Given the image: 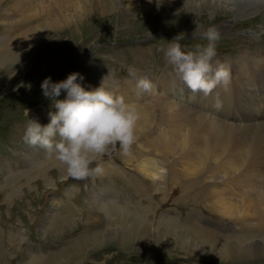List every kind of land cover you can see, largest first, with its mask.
<instances>
[{
	"label": "rangeland",
	"instance_id": "rangeland-1",
	"mask_svg": "<svg viewBox=\"0 0 264 264\" xmlns=\"http://www.w3.org/2000/svg\"><path fill=\"white\" fill-rule=\"evenodd\" d=\"M239 1L255 9L238 15L245 5ZM19 2L24 3L22 7ZM46 3L47 0H0V56L2 51L12 53L11 40L20 33L46 24L47 20L48 25L56 22L57 14L45 13ZM259 3L264 4V0H186L180 7L164 0H116L109 13L101 9L102 14L83 19L75 17L73 9V22L65 21L69 18L62 14L63 20L58 18L56 27L25 43L29 49L12 53L11 60L0 62V264H264V252L258 250L259 244H264V216H248L243 222L237 219L247 196L255 202L256 176L260 185L264 184V155L246 158L242 141L233 139L224 152L218 151L217 159L202 155L194 141L185 150L178 149L172 136L191 133L187 129L169 133L158 109L156 114L160 116L153 129L138 138L126 142L111 135L104 146L101 144L99 154L76 153L75 162L70 160L66 171L57 169L50 159L83 134L78 130L81 124L73 126L69 119L74 100H86V95L92 97L102 87L109 98H116L109 102L113 106L123 102L116 101L129 90L127 86L136 92L142 78L158 88L155 98L160 99L163 92L171 97L162 85L164 80L171 83L184 75L194 79V74L211 75L220 68L216 74L224 75V79L216 77V85L222 82L238 88L239 77L246 79L248 74L261 73L264 6L259 8ZM26 4L28 10L24 8ZM16 7L23 11L18 12ZM47 8L48 12L53 10ZM246 81L249 85L242 92L246 96L242 103L248 101L247 88L257 96L264 92L258 80ZM201 83V99L215 100L217 89ZM235 94L239 103L242 94ZM223 101L228 111L229 95ZM216 102L221 105L220 100ZM188 112L191 119L186 125L191 130L190 122L198 111ZM200 113L206 116L202 115L205 111ZM238 121L233 123L253 125L252 121ZM112 129L122 134L121 129ZM161 129L167 141L163 137V143L153 146L149 140L161 137ZM205 129L211 128L206 124ZM208 140L203 137V144H210ZM193 145L198 151H192ZM235 157L243 161L232 165ZM148 159L160 166L161 179H146L134 171L137 164ZM110 162L121 169L119 173L125 171V178L112 171L109 181L101 180L100 167ZM41 164H45L44 177L27 179ZM135 174L145 191L155 196L153 202L140 204L134 196L136 187L128 178H135ZM15 184L19 190L7 192ZM107 189L117 194L116 200L127 210L136 207L142 212L149 222L146 230L135 233V228H127L118 232V218L107 219L93 207L92 197L102 199ZM221 194L232 197L237 216L223 215L227 209L216 203ZM62 219L70 221L60 222ZM250 223L253 227L245 229L244 225ZM192 227L203 229L202 240L208 241L207 233L212 236L211 243L218 245L243 239L252 246V254L237 258L223 255V259L204 254L200 248L205 242ZM175 234H182V239ZM32 258L36 263L31 262Z\"/></svg>",
	"mask_w": 264,
	"mask_h": 264
},
{
	"label": "bare ground",
	"instance_id": "bare-ground-1",
	"mask_svg": "<svg viewBox=\"0 0 264 264\" xmlns=\"http://www.w3.org/2000/svg\"><path fill=\"white\" fill-rule=\"evenodd\" d=\"M115 1L114 0H47L48 3H46L47 6L45 9V13H50L51 15L57 14L55 15L56 17L54 20L56 22L48 25L50 23V20H47L46 24L43 23L41 26L37 28L30 29V30L20 33L15 39L11 40V45L9 49H13L12 53H17V54L18 53L20 54L19 50L23 51L24 49H29L30 46H28V44L25 45V43L33 42L35 36L41 35V32L44 33V31H47L48 29L50 30V28L56 27L59 24L57 20L58 18L60 19L62 14L63 15L65 14V16H67L65 17V19L69 18L68 20H65V21L73 22L72 20L73 16H71L72 15L71 13H73V9H74L75 14H77V16L75 17H78L79 15L83 19L84 17H89L94 14L96 15L98 13L102 14L103 11H105L106 13H109L110 11L113 10ZM164 1L168 2L172 6L180 7L184 5V2L186 0H164ZM23 4L24 3H21V2L18 3V5H21V7L23 6ZM238 4H245L244 7L243 5L241 6V10L238 15H246L245 13L249 11L251 12L255 9V8H251L253 6L246 7V3L243 1H239ZM258 6L259 8L262 9V6H264V4L259 3ZM21 7L20 9H17V7L15 9H17L18 12H21L23 11V8ZM36 7L40 9L38 5H36ZM47 7H53V10L48 12L47 9L49 8ZM24 8H27L28 10V5L26 4ZM101 9H103V11ZM60 20H63V19H60ZM53 31L55 30H52V32ZM36 39L38 40L39 38L37 37ZM9 44L6 46H9ZM19 45L21 46L19 47ZM12 53L8 54L2 51L1 56H0V62H2L3 59L7 61L11 60V56L13 55ZM220 71H221L220 68L215 69L214 73L211 75H209L208 73H205L206 75L197 73L193 75V77L195 76L194 79H190L188 75H184V76L178 77L175 80H170L171 83L167 80H164L162 82V85L165 88V91L171 92V97L168 95L170 98H168L166 96L167 94L165 95V92H163V94H161L162 95L161 98L156 99L155 94L159 92L158 88L154 86H149L148 82L142 78L141 80H138L137 82L139 83V85L140 84L141 85L139 89L136 90V92L132 89L131 85L127 86L129 90L126 91V93L122 96V99L117 98V101H116L117 103L123 100V102H121L120 104H114L113 106L109 105V102L111 100H115L116 98H114L113 96L109 98V95L107 94V91L105 90L104 87H102L99 90L97 89L98 91H96L92 97L89 95H86L88 97V99L86 100H76V101L74 100V102L72 101L73 103L71 105V108H73V111L70 114L69 119L73 126L75 125L77 127L81 124L78 130H81V132L83 131V134L81 135L79 140H76V142L71 144L63 152L51 157L50 158L52 160L51 162L53 164L58 165L57 169L59 167L61 170L66 171L68 169L67 163L70 160H72V162L74 161L73 156H75L76 153H79L80 151L81 152L86 151L89 153L90 156L97 155V153L99 154L100 149H101V144H103L104 146L105 143H107V141L111 138V135H114V136L116 135L117 140H121V141H122V138L125 139L124 141L132 140V138H138L140 135L146 134V131H151L153 129L154 125L156 124V121L158 120L157 117L160 116L156 114V110L158 109H160V111L162 112V117H163L162 122L163 123L166 122V124H168L169 126V131H168L169 133L171 134L175 133L176 129H183V130L187 129V132L191 133L190 134L191 136L189 135L187 136V135H183L182 132L181 133L178 132V134L176 133L172 136V138L175 141L174 144L178 149L185 150L189 146V144L194 141L196 148L202 151L203 153L202 155H204L207 158L217 159L216 157H218V151L224 152L226 147L228 148L227 145L230 144V142H233L235 139H237L238 141H242L245 144V146H243L242 149L244 152L243 154H246V158H253V156L257 157V155L260 153L264 155V92L262 93V95L257 96L256 92L253 89L247 88L248 101L243 102V103L241 102L242 97L244 98V101L246 99L245 94H242L244 88H246V86L249 85L246 79H248V81L251 83H253L254 80L255 81L258 80L257 84L259 85V88L261 87L264 88V66H262V72L259 73L258 75L252 76L251 74H248L246 79L245 78L242 79L239 77L237 80L238 85H239L238 88L235 86H233V88L229 86H225L226 84H223L222 82L221 84L216 85V82H215V80H217L216 77H221L222 79H224V75H221L219 73L216 74V72H220ZM226 78L227 76H225V79ZM251 78H252V81H250ZM200 83L208 84L210 88H213V87L216 88L217 93H215L216 95L215 97L217 98L215 100L213 99L207 100L205 98L201 99L202 90L198 88V85ZM224 86H225V89H224ZM236 92L238 93L237 95L242 94L239 98V103L238 101H236V94H235ZM225 95H229V98L231 101V106L228 109V111L225 109L226 104L223 101V98ZM148 99L149 101H147L144 104L143 102ZM217 100L221 101V105L217 106V102H216ZM187 104H190V105L188 106ZM183 105H185L184 110L181 111V107ZM152 110H155V111H152ZM188 111H190L193 114H195L194 111H198L196 113V119L190 122L191 130L188 129L186 125V122L191 119L190 113ZM202 111H205V113L202 115H206V116L200 115L201 114L200 112ZM207 113L208 114L210 113L209 117H207L208 116ZM237 114H240V115H237ZM165 116L167 117L166 119H165ZM240 119L243 122L252 121L253 125L248 124L245 126H241V125H235L233 123V122H239L238 120ZM208 120H211L214 123L211 124L207 122ZM83 122H86V123H83ZM206 124L211 129H205ZM112 128H116L117 130L121 129L120 130L121 132L120 131L119 132L122 134L119 135L116 132H113ZM160 131L162 132L163 130L161 129ZM187 132H185L184 134H186ZM49 135L53 136V131L51 129H49ZM163 137H165V140L167 139V136H165V133H163L161 137L160 136L159 138L156 137L154 142H153V139H150L149 142L152 143L153 146H155L158 143L164 142ZM203 137L208 138L210 140V144H205V143L203 144ZM239 146L241 147V145ZM202 147L204 148V152L201 149ZM192 148H194V145ZM196 148H194L192 151H194ZM64 154L65 156H63ZM85 156L87 157V154ZM130 159L131 158H129L128 161L131 162L132 160ZM233 159H235V161L234 160L231 161L232 165L233 163L237 164L243 161L240 157H235ZM148 160H143L141 163L137 164L136 170L134 171L140 173L141 175L143 174V176H145L146 179L148 178L153 181L156 179H161L163 177L161 172L163 171H161L160 166L156 164L153 159H148ZM204 160L205 159L202 158V161ZM45 164H41L37 166L35 170H33V172L31 173V175L27 176V179H35L37 177L43 176V174L45 173V167H44ZM114 164L115 163L110 162V163L105 164L106 168H104L105 166L103 167V165L101 166L102 168L100 167L98 174L101 175V180L103 181L108 180V178L110 177L109 173H112V171H115L117 174L124 177L125 171L124 172L122 171L119 173V170L121 171V169L117 166L115 167ZM261 165H264V163H261ZM234 167H237V166H234ZM258 178L259 177L256 176V182L254 181L255 182L254 184L256 185L255 189L257 188L255 191L256 194H254V196L256 195L255 202L253 204L254 200L252 199L253 201H251V199L248 198V196H247L246 201L242 202V204L240 205L241 206L240 210L243 209V213L240 214L242 217H240L239 215V217L237 218L239 222L240 221L243 222V220L245 221V219L248 218V216H252L253 218H255L256 216L257 217L259 216L261 217L262 215L264 216V187H262L264 184L261 186L259 181H257ZM128 180L131 182L133 186L136 187L134 191L132 192L136 194L134 196H136L140 204H143L144 203L143 201H148V202L154 201L155 196L151 195L150 192L145 191L146 187L145 185L143 186L142 184L139 183L140 180L137 175L135 176V178H128ZM117 182L116 180H114V184H117ZM19 188L20 187H18L15 184L11 188H9L7 192L15 193L19 190ZM108 191H109L108 189L107 191L106 190L103 191V194H101L102 197L103 195L105 194L106 195L102 199L99 197H92L90 201H92L93 207H97L98 210H100V212H103L104 217L107 219H109V217H112V216L117 217L118 222H119L118 224L120 226V229H118V232H120V230H124L127 228H135V233L137 232V230H140V229L146 230V226L149 225V222L141 214L142 212L140 213V210H138V208H136L135 206H134L135 209L131 208L127 210V206H122V204H119V202L116 200L115 196L117 194L114 192L110 193ZM166 194H167V191H166ZM218 196L219 197H217L216 203L221 205L219 207H221L222 209H227L223 213V215L237 216L238 212H237V209L235 208L237 205L234 207L232 197L227 198L223 194L218 195ZM214 199H216V197ZM166 203L168 204V202ZM148 208L147 210H150ZM63 219L60 222L70 221L71 218L69 220L67 219L63 220ZM250 224L244 225L245 229L252 228L254 224L253 223H252L253 225L252 224L250 225ZM259 228H261V225L257 227L256 229H259ZM166 229L168 231H172L170 227H167ZM192 230L194 231V233H197L199 238L202 240V234L204 232V231L202 232L203 229L200 230L198 227L197 229L193 228ZM11 235H12V232H11ZM167 235L168 236L173 235V233L167 234ZM175 235L176 237H178L177 239H182L181 237L182 234L180 236L177 234ZM205 235H207L208 241H206L205 239L202 240L205 243L203 242L204 244L200 248L202 250L201 252H205L204 254H209L211 256L217 255V257L222 258V259H223V255L226 258L227 257L237 258L238 255L252 254V251L250 250L252 246H250L248 243L246 244V241H244L243 239L238 240L236 242L228 241L229 243H227L226 245H218L216 243H211L210 241V239L212 238L211 235H208L207 233H205ZM199 238L196 237V240L198 241ZM82 242L83 241H79V243H82ZM259 246L260 248H258V250H262L264 252V244H259ZM35 260L34 258H32L31 262L34 263ZM40 260L41 259L39 260L37 259V261L39 262ZM59 261L61 262L62 258H60ZM56 264H59V262H57Z\"/></svg>",
	"mask_w": 264,
	"mask_h": 264
}]
</instances>
